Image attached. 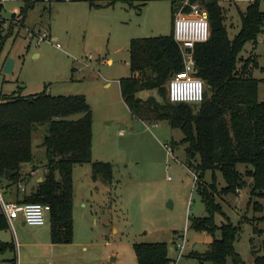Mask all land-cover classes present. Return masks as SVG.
Wrapping results in <instances>:
<instances>
[{"label":"rangeland","instance_id":"rangeland-1","mask_svg":"<svg viewBox=\"0 0 264 264\" xmlns=\"http://www.w3.org/2000/svg\"><path fill=\"white\" fill-rule=\"evenodd\" d=\"M108 1L92 0L91 5L89 0H40L28 10L24 22L13 18L24 7L22 0L1 5L0 101L2 95L16 92L27 96L44 89L53 96L83 95L92 111V161L109 163L113 177L111 182L93 180L89 164L74 167L70 245H50L48 219L39 228L20 229L18 221L14 222L13 230L0 231V242H13L16 250L18 243L20 264H136L134 244L166 243L170 251L184 236L188 251L184 264H199L189 256L204 252L211 237L189 228L190 219L202 218L206 212L196 185L193 188V172L185 164L183 135L165 123L152 128L132 119L118 84L130 75L131 39L169 35L171 0H147L142 6L141 1H117L108 6ZM173 1L174 19L177 4ZM247 5V1H220L229 38L238 33L239 12H244ZM259 9L264 12V0L259 2ZM262 31L257 42L247 43L240 54L243 60L255 58L258 64H251V76L259 81L260 101H264V27ZM43 33L54 41L37 45V36ZM9 60L13 66L5 73ZM165 89L167 92V85ZM150 96L158 99L156 91L139 94L142 99ZM45 134L46 128L39 127L33 135L32 164L44 158L40 144ZM165 146L173 147L171 157ZM32 164L22 167L23 176ZM237 168L245 171L244 165ZM210 179L207 173L204 181L209 183ZM216 179L218 187H224L219 173ZM24 181L17 185L18 192L16 185L6 189L0 184V194L5 200H16L37 183ZM5 190L14 197L8 199ZM238 194L218 200L231 223H241L234 244L236 253L243 264H253L252 245L258 246L264 239V200L258 201L261 211H253L247 205L248 190ZM223 221L221 216L216 217L218 225ZM12 254L1 256L0 264H6L3 258Z\"/></svg>","mask_w":264,"mask_h":264},{"label":"trees","instance_id":"trees-1","mask_svg":"<svg viewBox=\"0 0 264 264\" xmlns=\"http://www.w3.org/2000/svg\"><path fill=\"white\" fill-rule=\"evenodd\" d=\"M22 1L24 7L18 16H12L24 22L28 10L40 0ZM117 1H141L142 6L147 0H109L108 6ZM220 1L248 2L245 11L239 12L240 28L233 38L228 36ZM260 1L191 0L206 10L209 22V39L195 44L192 53L193 75L204 82V96L199 104H174L167 97L165 86L172 75L183 70L182 54L172 34L173 0L169 35L131 39L130 75L118 81L121 99L134 119L147 126L165 123L183 135L185 164L197 178L196 192L206 212L202 218L190 219L189 228L211 237L204 252L189 256L199 264H243L234 247L241 223H231L219 202L222 197L237 196L246 189L247 205L253 211H261L258 201L264 200V101L258 98L259 81L251 76L252 67L258 64L255 58L240 57L245 45L255 44L263 32ZM89 2L92 5V0ZM146 91H156L158 99L139 97ZM76 115L81 117L70 119ZM39 127L46 128L40 144L44 151L42 181L16 202L49 205L50 241L67 245L73 242L74 167L89 164L93 180L101 178L105 182H111L113 169L109 163L92 161V111L83 95L53 96L46 89L27 96L14 92L2 95L0 101V184L6 189L30 177L23 176L21 168L35 161L32 138ZM238 165L245 166L243 173ZM5 171L14 174L4 180ZM207 173L211 174L209 183L204 181ZM217 173L224 182L222 188L218 187ZM16 188L18 192L19 186ZM217 216L225 222L218 225ZM8 228L0 214V230ZM15 246L13 242H0V256L14 254ZM133 251L136 264L171 263L166 243H136ZM251 254L253 264H264V239L258 246L252 245Z\"/></svg>","mask_w":264,"mask_h":264},{"label":"built area","instance_id":"built-area-1","mask_svg":"<svg viewBox=\"0 0 264 264\" xmlns=\"http://www.w3.org/2000/svg\"><path fill=\"white\" fill-rule=\"evenodd\" d=\"M6 1L0 0V5ZM177 4V13L173 20L172 34L175 43L179 46L183 59V70L171 76L167 83V97L171 103L199 104L203 100L204 82L195 77L194 63L192 59L193 48L197 43H204L209 39V22L206 10L198 2L192 3L191 0H175ZM51 41L47 33L37 36V45L41 42ZM57 48L59 45H56ZM189 49L190 53H185ZM168 157L172 156L171 147H166ZM170 162L173 159L170 158ZM197 181L193 174V188ZM50 207L47 204L26 203L19 204L13 201H7L0 194V214L4 216L6 222L12 230L13 223L21 218L27 226H44ZM18 247V244H17ZM170 264H184V258L188 256L187 241L183 236L181 243L175 244L170 251Z\"/></svg>","mask_w":264,"mask_h":264},{"label":"crops","instance_id":"crops-1","mask_svg":"<svg viewBox=\"0 0 264 264\" xmlns=\"http://www.w3.org/2000/svg\"><path fill=\"white\" fill-rule=\"evenodd\" d=\"M53 41H54V39H53ZM90 58V57H89ZM86 62V61H85ZM84 62V63H85ZM130 117H132L131 115H130ZM132 119H134L133 117H132ZM134 120H136V119H134ZM138 121V120H137ZM140 122V121H139ZM142 123V122H141ZM144 124V123H143ZM145 125V124H144ZM146 126V125H145ZM160 125H156V126H152V128H158ZM131 130H132V128H131ZM93 154H94V147H93V142H92V158L94 157L93 156ZM171 163V162H170ZM44 164V158H43V160L41 161V163H37V164H32V165H30V166H28L27 168H25V170H24V175L26 176L27 174H30V177H25V183H34V182H37V183H40L41 181H42V165ZM24 166V165H23ZM22 166V167H23ZM21 170H22V168H21ZM32 187H34V186H32ZM31 187V188H32ZM24 191V190H23ZM4 193H5V196H7V198L8 199H10V198H12V197H14V196H12L11 195V192H9V191H7V190H5L4 191ZM239 195V194H238ZM18 197V196H17ZM17 200V199H16ZM16 200H7V201H13V202H16ZM74 204V203H73ZM48 219V218H47ZM18 221V222H17ZM48 221H49V219H48ZM15 222H17V225H19V227H20V229L21 228H23V227H25V226H27L26 224H24V222H23V220L21 219V218H19L18 220H16ZM31 227V226H30ZM41 227H43V226H41ZM35 228H39V227H35ZM1 231V230H0ZM49 243H50V245H62V244H52L51 243V241H50V228H49ZM18 244V243H17ZM71 244V243H70ZM70 244H67V245H70ZM16 247V246H15ZM18 247H19V245H18ZM18 247H17V250H16V248H15V253L14 254H12V257L11 258H3V260L4 261H6L5 263L6 264H20L19 263V253H18ZM5 254H7V253H5ZM16 254V255H15ZM4 255V254H3ZM3 255H1V256H3ZM0 256V257H1ZM14 259V261L12 262V260Z\"/></svg>","mask_w":264,"mask_h":264},{"label":"water","instance_id":"water-1","mask_svg":"<svg viewBox=\"0 0 264 264\" xmlns=\"http://www.w3.org/2000/svg\"><path fill=\"white\" fill-rule=\"evenodd\" d=\"M185 53H190V50L189 49H186L185 50ZM12 66H13V61L12 60H9L6 65H5V68H4V71L5 73H9L12 69ZM14 173H10L9 171H5L4 173V180H8Z\"/></svg>","mask_w":264,"mask_h":264}]
</instances>
